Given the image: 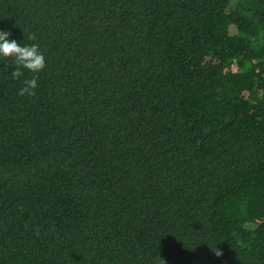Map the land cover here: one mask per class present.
<instances>
[{
    "label": "trees",
    "instance_id": "16d2710c",
    "mask_svg": "<svg viewBox=\"0 0 264 264\" xmlns=\"http://www.w3.org/2000/svg\"><path fill=\"white\" fill-rule=\"evenodd\" d=\"M0 31L46 60L0 56V264H264V0H0Z\"/></svg>",
    "mask_w": 264,
    "mask_h": 264
},
{
    "label": "clouds",
    "instance_id": "9594fccd",
    "mask_svg": "<svg viewBox=\"0 0 264 264\" xmlns=\"http://www.w3.org/2000/svg\"><path fill=\"white\" fill-rule=\"evenodd\" d=\"M11 35L9 31H0V56L5 59L11 58L14 64V70L12 71V77L19 79L23 72L21 69H26L30 73H40L46 67V60L43 52L40 50L38 44L21 46L16 40H9ZM29 40H35V34L28 36ZM38 75H33L30 79L23 81V87L19 89L18 95L20 96H34L35 89L38 87ZM220 251L216 252V255H221ZM161 260V259H160ZM161 264H165L161 260Z\"/></svg>",
    "mask_w": 264,
    "mask_h": 264
}]
</instances>
